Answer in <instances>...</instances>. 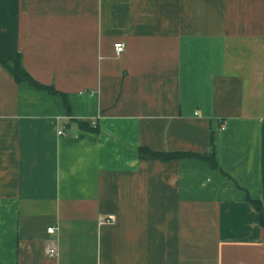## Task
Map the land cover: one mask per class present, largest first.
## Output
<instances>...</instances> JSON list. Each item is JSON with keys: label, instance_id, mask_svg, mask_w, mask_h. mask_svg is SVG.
Segmentation results:
<instances>
[{"label": "crops", "instance_id": "1", "mask_svg": "<svg viewBox=\"0 0 264 264\" xmlns=\"http://www.w3.org/2000/svg\"><path fill=\"white\" fill-rule=\"evenodd\" d=\"M0 59V264H264V0H0Z\"/></svg>", "mask_w": 264, "mask_h": 264}, {"label": "trees", "instance_id": "2", "mask_svg": "<svg viewBox=\"0 0 264 264\" xmlns=\"http://www.w3.org/2000/svg\"><path fill=\"white\" fill-rule=\"evenodd\" d=\"M0 65L13 77V79L16 81V83H27L32 88L38 90V91H47L49 93H56L53 88L46 87L38 82H36L22 67L20 60L18 59L16 62L9 64L0 59ZM80 129L84 131H95L96 129H93L89 126L87 123L83 122H77ZM139 156L142 159H151V160H159L162 162H168V161H177L181 159H196L199 161H202L209 165L210 168L214 170H218V164L216 161V158L214 154L209 155H199L194 153H187V152H170V153H159V152H153L151 150L140 148L139 150ZM252 204L255 206V208L258 210L260 214V223L261 226L264 228V214L262 212V209L258 203L252 202Z\"/></svg>", "mask_w": 264, "mask_h": 264}, {"label": "built area", "instance_id": "3", "mask_svg": "<svg viewBox=\"0 0 264 264\" xmlns=\"http://www.w3.org/2000/svg\"><path fill=\"white\" fill-rule=\"evenodd\" d=\"M123 50H124V47L122 44H116L114 46V51H115L116 56H119L123 52ZM58 135H62V132H58ZM54 232H55V228L53 227L47 229V233L50 235L54 234ZM47 255L49 257H55L57 255L56 249L55 248L48 249Z\"/></svg>", "mask_w": 264, "mask_h": 264}]
</instances>
